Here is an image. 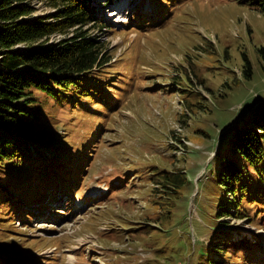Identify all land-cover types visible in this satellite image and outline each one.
<instances>
[{"label": "rangeland", "instance_id": "rangeland-1", "mask_svg": "<svg viewBox=\"0 0 264 264\" xmlns=\"http://www.w3.org/2000/svg\"><path fill=\"white\" fill-rule=\"evenodd\" d=\"M35 3V14L55 10ZM96 3L106 26L89 34L110 57L102 72L108 94L78 108L53 103L44 127L21 131L34 144L59 141L62 159L80 162L75 189L64 197L53 183L32 185L29 199H15L13 209L0 191V260L264 264V212L252 204L244 215L234 207L233 191L216 182L215 158L231 123L264 100V12L238 0ZM63 38L54 34L49 42ZM173 171L186 172L182 196L158 183ZM221 198L226 207L218 206ZM165 212L172 218L161 223ZM169 232L178 240L165 251L157 240Z\"/></svg>", "mask_w": 264, "mask_h": 264}, {"label": "trees", "instance_id": "trees-1", "mask_svg": "<svg viewBox=\"0 0 264 264\" xmlns=\"http://www.w3.org/2000/svg\"><path fill=\"white\" fill-rule=\"evenodd\" d=\"M44 1L55 9L50 16L35 14L36 0H0V191L4 203L11 204L12 209L15 199L20 203L23 198L29 199L26 191L32 185L37 188L53 183L56 191L60 189L69 196V191L75 189L71 181L79 178L78 169L82 167L73 158L62 159L59 141L46 146L34 140L37 142L34 144L21 131L44 127L48 121L46 106L53 103L75 104V108L86 106L85 98L93 101L104 98L110 85L109 78L102 74L110 57L102 54L103 42L89 34L94 28L106 26L96 14L98 0ZM99 1L114 3V0ZM238 1L264 12V0ZM54 34L68 38L49 42ZM260 51L264 56V46ZM246 58L245 73L251 76L253 65L248 55ZM248 110L222 134L215 157L220 169L216 182L220 189L233 191V205L239 212L242 209L244 215L252 204L260 213L264 212V100ZM61 176L64 183L58 182ZM186 181L185 171H173L166 172L158 183L164 192L181 191L182 196ZM223 200H219L218 206ZM161 205L165 203L159 202L158 207ZM224 213L221 211L219 215ZM173 214L175 217L176 212ZM170 218V213L165 212L159 221ZM174 239L178 240L169 232L165 240L157 243L165 251H171L168 246ZM204 257L201 253L200 263ZM0 263L5 264L1 260Z\"/></svg>", "mask_w": 264, "mask_h": 264}, {"label": "bare ground", "instance_id": "bare-ground-1", "mask_svg": "<svg viewBox=\"0 0 264 264\" xmlns=\"http://www.w3.org/2000/svg\"><path fill=\"white\" fill-rule=\"evenodd\" d=\"M130 13H131V12H130ZM130 13H129V14H130ZM132 13H133V12H132ZM120 20H121V21H123L124 19H122V18H119V20H118V21H120ZM126 20H127V19H126Z\"/></svg>", "mask_w": 264, "mask_h": 264}]
</instances>
